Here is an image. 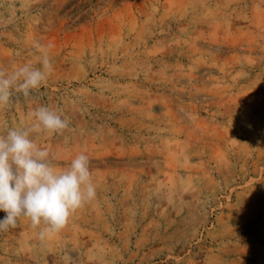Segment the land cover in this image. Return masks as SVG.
<instances>
[{"label": "rangeland", "instance_id": "obj_1", "mask_svg": "<svg viewBox=\"0 0 264 264\" xmlns=\"http://www.w3.org/2000/svg\"><path fill=\"white\" fill-rule=\"evenodd\" d=\"M36 42L53 71L0 134L61 111L32 138L86 153L97 195L44 240L0 231V264H264V0H0V67Z\"/></svg>", "mask_w": 264, "mask_h": 264}, {"label": "clouds", "instance_id": "obj_2", "mask_svg": "<svg viewBox=\"0 0 264 264\" xmlns=\"http://www.w3.org/2000/svg\"><path fill=\"white\" fill-rule=\"evenodd\" d=\"M39 66L23 62L11 69L0 67V108L10 104L13 93L28 97L40 89L53 71L48 50L38 42ZM51 48V45H48ZM34 123L8 127L0 134V231L15 228L20 219L40 228L41 240L61 232L73 215L96 198L89 156L81 152L63 167L53 163L47 148L38 146L33 133L60 134L70 121L59 110L41 105L31 112ZM42 226V227H41Z\"/></svg>", "mask_w": 264, "mask_h": 264}]
</instances>
